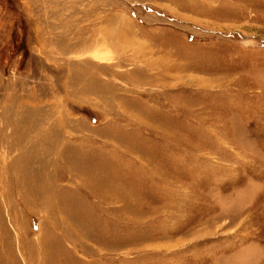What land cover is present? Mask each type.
Listing matches in <instances>:
<instances>
[{
	"label": "rangeland",
	"instance_id": "rangeland-1",
	"mask_svg": "<svg viewBox=\"0 0 264 264\" xmlns=\"http://www.w3.org/2000/svg\"><path fill=\"white\" fill-rule=\"evenodd\" d=\"M0 264H264V0H0Z\"/></svg>",
	"mask_w": 264,
	"mask_h": 264
},
{
	"label": "bare ground",
	"instance_id": "bare-ground-1",
	"mask_svg": "<svg viewBox=\"0 0 264 264\" xmlns=\"http://www.w3.org/2000/svg\"><path fill=\"white\" fill-rule=\"evenodd\" d=\"M22 140V139H21Z\"/></svg>",
	"mask_w": 264,
	"mask_h": 264
},
{
	"label": "crops",
	"instance_id": "crops-1",
	"mask_svg": "<svg viewBox=\"0 0 264 264\" xmlns=\"http://www.w3.org/2000/svg\"><path fill=\"white\" fill-rule=\"evenodd\" d=\"M104 24V23H103Z\"/></svg>",
	"mask_w": 264,
	"mask_h": 264
}]
</instances>
